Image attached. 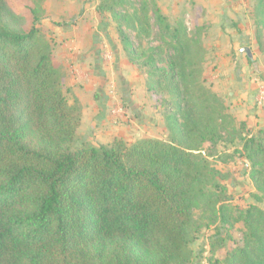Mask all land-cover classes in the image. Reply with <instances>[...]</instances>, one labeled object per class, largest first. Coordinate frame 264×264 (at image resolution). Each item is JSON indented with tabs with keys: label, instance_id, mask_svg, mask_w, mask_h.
<instances>
[{
	"label": "trees",
	"instance_id": "trees-1",
	"mask_svg": "<svg viewBox=\"0 0 264 264\" xmlns=\"http://www.w3.org/2000/svg\"><path fill=\"white\" fill-rule=\"evenodd\" d=\"M122 2L100 0L97 9L109 12L129 56L136 52L125 29L141 39L150 22L145 1L131 12L117 9ZM255 12L264 28V0ZM155 13L173 54L168 69L157 66L159 47L144 64L147 90L167 93L175 108L165 114L166 139L94 146L76 142L80 111L63 92L49 43L0 0V264L190 262L191 211L207 176L196 151L215 141L223 106L203 84L198 37ZM243 150L264 192V128ZM236 220L243 231L225 263L264 264V209L249 205Z\"/></svg>",
	"mask_w": 264,
	"mask_h": 264
},
{
	"label": "rangeland",
	"instance_id": "rangeland-1",
	"mask_svg": "<svg viewBox=\"0 0 264 264\" xmlns=\"http://www.w3.org/2000/svg\"><path fill=\"white\" fill-rule=\"evenodd\" d=\"M144 1L150 33L138 39L132 30L125 29L136 52L128 56L109 12L98 11L100 0H5L10 12L22 17L25 30L34 23L40 38L49 43L60 65L63 92L79 111L80 103L72 91L74 81L80 84L95 73L98 88H104L108 102L101 129L84 130L78 124V144L107 145L114 138L127 143L143 138L165 140V114L175 108L167 93L147 90L144 64L150 50L159 47L162 53L156 56L157 66L168 69L173 54L159 30L156 9L171 26L184 23L187 35L198 37L203 49L201 78L221 102L224 120L218 121L221 126L215 141L203 142L196 151L207 176L205 196L191 211L188 264H226V254L243 231L242 223L236 220L238 212L249 205L264 209V192L250 178L251 164L243 150L245 138L264 128V28L259 23L263 17L255 12L258 0H123L117 9L131 12ZM84 16L92 23L94 37L81 62L76 59L85 51H77L68 41L73 36L61 33ZM102 19L107 35L101 29ZM92 45L93 53L89 52ZM242 48H247L249 55ZM99 135L110 137L101 142Z\"/></svg>",
	"mask_w": 264,
	"mask_h": 264
},
{
	"label": "crops",
	"instance_id": "crops-1",
	"mask_svg": "<svg viewBox=\"0 0 264 264\" xmlns=\"http://www.w3.org/2000/svg\"><path fill=\"white\" fill-rule=\"evenodd\" d=\"M80 18V17H79ZM78 18V19H79ZM79 20H82L81 24L79 25ZM75 24H72L68 28L62 29L63 35L73 36V38H70L68 41L71 42V45L75 46L77 51H85L81 58H77L76 60H80L81 62H84L83 59H85L86 51L89 49L91 39L94 37L92 34L93 28L92 23L89 22V19L83 17V19H79ZM102 27L101 29H105V19H102ZM72 27V28H71ZM101 30V31H102ZM105 35L106 32L102 31ZM96 34V33H95ZM97 35V34H96ZM67 41V42H68ZM89 44V46H87ZM94 45L90 48L89 52H94ZM120 78L124 81L123 72L120 73ZM125 76V75H124ZM127 77V76H126ZM132 80V79H130ZM98 78L95 73H91L90 77L88 79L80 82V84H75V81L72 85V91L74 95L77 97L80 106V123L79 128H82L85 130H97L101 129L103 120V111L107 107L108 98L106 93L104 92V88H98L97 82ZM82 86V87H81ZM106 101V102H105ZM105 115V114H104ZM102 134V133H101ZM101 142H107V139L110 137L106 135H99Z\"/></svg>",
	"mask_w": 264,
	"mask_h": 264
},
{
	"label": "water",
	"instance_id": "water-1",
	"mask_svg": "<svg viewBox=\"0 0 264 264\" xmlns=\"http://www.w3.org/2000/svg\"><path fill=\"white\" fill-rule=\"evenodd\" d=\"M242 50L245 51L247 55H249V50L247 48H242Z\"/></svg>",
	"mask_w": 264,
	"mask_h": 264
}]
</instances>
